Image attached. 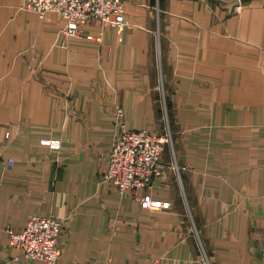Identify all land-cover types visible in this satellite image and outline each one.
Masks as SVG:
<instances>
[{
	"label": "crops",
	"instance_id": "0c3cea01",
	"mask_svg": "<svg viewBox=\"0 0 264 264\" xmlns=\"http://www.w3.org/2000/svg\"><path fill=\"white\" fill-rule=\"evenodd\" d=\"M124 1L96 40L0 0V261L46 264L9 243L37 214L67 217L56 264H264V0ZM118 107L171 130L159 208L101 180Z\"/></svg>",
	"mask_w": 264,
	"mask_h": 264
},
{
	"label": "built area",
	"instance_id": "2783aa9c",
	"mask_svg": "<svg viewBox=\"0 0 264 264\" xmlns=\"http://www.w3.org/2000/svg\"><path fill=\"white\" fill-rule=\"evenodd\" d=\"M22 8L43 18L48 12L58 13L63 19L62 33L76 38L100 40V36L87 34L85 26L91 21H99L121 32L129 26L125 13L124 0H21ZM234 11L241 9L240 2ZM157 88L162 90L159 84ZM165 107L164 101L162 103ZM165 110V109H164ZM118 124L109 149L106 169L102 181L114 185L120 194L129 192L131 198L148 209L160 207L149 193L139 195V190L149 188L153 180L162 172L161 156L165 149L171 148L173 137L168 126L162 132H151L147 128L128 129L123 120V110L116 111ZM8 136V135H7ZM52 148H59V140H44ZM173 152V150H172ZM12 163V160L9 161ZM173 168L177 169L174 162ZM67 217L30 216L21 231L7 228L9 243L18 249L27 260H41L46 264H56L62 253L61 236L67 225ZM15 260H19L17 257ZM153 260L150 264H157ZM0 264H9L0 261Z\"/></svg>",
	"mask_w": 264,
	"mask_h": 264
},
{
	"label": "rangeland",
	"instance_id": "374dc122",
	"mask_svg": "<svg viewBox=\"0 0 264 264\" xmlns=\"http://www.w3.org/2000/svg\"><path fill=\"white\" fill-rule=\"evenodd\" d=\"M173 137V136H172ZM173 139V138H172Z\"/></svg>",
	"mask_w": 264,
	"mask_h": 264
}]
</instances>
